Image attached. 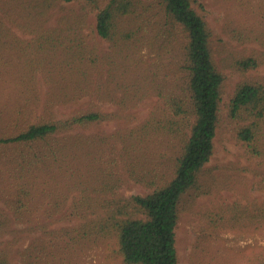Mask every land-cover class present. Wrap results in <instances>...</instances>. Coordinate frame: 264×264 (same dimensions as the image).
<instances>
[{
  "label": "rangeland",
  "instance_id": "rangeland-1",
  "mask_svg": "<svg viewBox=\"0 0 264 264\" xmlns=\"http://www.w3.org/2000/svg\"><path fill=\"white\" fill-rule=\"evenodd\" d=\"M192 5L210 27L209 46L224 81L213 154L207 162V180L211 186L213 180L215 186L210 192L199 195L179 214L174 230L178 264H261L264 261V226L212 228L211 219L221 207L236 200L241 204L264 201V155L248 151L236 137L235 122L228 116L229 99L237 84L242 80H264V0H193ZM59 7L65 11L69 7L79 9L80 4L61 3ZM94 10L88 15L90 21L94 19ZM124 22L129 38L130 66L123 65L124 61H129L128 56L123 58L120 52L116 53L109 41H99L97 49L109 59L104 60L107 61L104 67L93 71L90 93L77 103L52 107L58 118L70 115L74 108L86 106L106 114L101 122L87 128L79 127L71 134L79 133L83 138L107 134L111 135L112 142L128 127H139L141 131L145 122L153 123L160 118L163 98L171 93L180 94L188 106L183 69L187 38L181 26L171 21L159 0H138L134 15ZM48 24H54V16ZM12 30L31 46L33 33L18 26ZM83 32L86 34L88 29L84 28ZM247 57L255 58L257 65L243 69L238 62ZM49 86L42 80L38 83L41 100ZM16 87L13 83L0 87V107L3 102L15 99ZM43 113L46 112L40 104L36 114ZM39 119L47 118H0V137ZM141 133L144 143L134 161L135 167L148 166L141 171H149L147 178L152 175L166 180L171 178L181 144L179 135L170 138L165 131L152 129L149 133ZM81 135L78 138L82 141ZM109 143L104 147L101 160L97 152H91L93 147L85 146L84 162H76L82 167L84 178L95 170L92 167L98 166L99 161L102 168L108 166L110 159L115 161L114 171L120 176L116 194H111L106 187L98 188L101 179L94 185L90 181L92 199L101 202L115 195L150 191L151 187L130 177L126 164L131 161L119 151L121 141L117 140L115 153L108 147ZM36 147L0 143L1 256L9 264H124L113 237L81 238L76 234L83 218H71L64 212L80 197V187L84 186L76 185L70 192L64 181L67 167L33 159L34 153H40ZM220 181L224 183L221 186L218 185Z\"/></svg>",
  "mask_w": 264,
  "mask_h": 264
},
{
  "label": "trees",
  "instance_id": "trees-1",
  "mask_svg": "<svg viewBox=\"0 0 264 264\" xmlns=\"http://www.w3.org/2000/svg\"><path fill=\"white\" fill-rule=\"evenodd\" d=\"M159 1L187 38L183 69L188 106L180 94L171 93L163 98L160 118L141 126L143 133L152 129L165 131L170 138L179 135L181 144L174 172L167 180L157 175L147 178L149 171H141L148 166L135 167L134 161L144 143L139 127H128L112 142L111 135L107 134L83 138L71 132L101 122L106 115L104 112L86 106L74 108L70 115L58 118L52 110L54 104L77 103L90 93L93 71L104 67L107 63L104 60L109 59L97 49L99 41H109L116 53L120 52L123 58L128 56L129 61H124L123 65L130 66L129 38L124 21L134 15L138 0H0V87L9 83L18 86L15 99L1 104L0 118H47L28 122L16 132L1 136L0 143L35 145L40 153H34L33 159L67 167L64 181L70 192L76 185L84 187H80L82 194L73 200L64 215L83 218L76 233L81 238L113 237L124 264H178L174 230L179 214L199 195L210 192L215 186L213 180V186L207 180V162L214 149L224 75L212 57L211 30L193 7V0ZM61 3H79L80 8L69 7L62 11ZM91 9L94 10L92 21L88 18ZM52 16L54 24L49 25ZM15 26L33 33L30 47L13 32ZM84 28L88 29L86 34ZM238 64L243 69L252 68L257 60L247 57L240 59ZM41 80L50 85L44 90L43 100L38 89ZM40 104L46 113L38 116ZM32 114L37 117L28 116ZM228 116L235 122L236 137L248 151L264 155V80L240 81L229 99ZM117 140L121 141L119 151L131 161L126 164L130 177L145 183L151 190L95 202L89 195L90 181L94 185L101 179L98 188L106 187L111 194H116L120 176L114 171L115 161L110 159L108 166L103 168L99 161L98 166L92 167L95 170L89 171L84 178L82 167L76 162H84L85 146L93 147L91 152H97L99 160L109 142L108 147L115 153ZM223 184L218 182L219 186ZM91 213L94 216H89ZM211 224L212 228L264 226V201L241 204L236 200L225 204L221 211H216ZM0 264H9L1 254Z\"/></svg>",
  "mask_w": 264,
  "mask_h": 264
}]
</instances>
